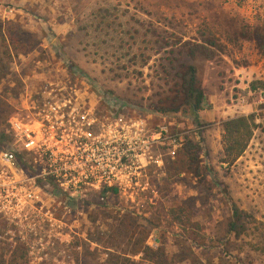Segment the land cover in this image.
Returning <instances> with one entry per match:
<instances>
[{
	"label": "rangeland",
	"instance_id": "374dc122",
	"mask_svg": "<svg viewBox=\"0 0 264 264\" xmlns=\"http://www.w3.org/2000/svg\"><path fill=\"white\" fill-rule=\"evenodd\" d=\"M111 7L123 22L118 29L121 32L131 26L140 34L146 28L159 34L165 30L160 35L172 41L198 38L203 32L224 42V52L234 61H248L253 74L264 76V41L261 47L258 41L240 40V45L227 41L237 32L234 22L238 19L264 25V0H0V20L18 23L38 40L31 58L19 57L26 73L18 95L23 91L34 94L46 82L69 78L78 87L80 80L93 84L104 100L117 98L139 113H151L146 108L149 99L160 91L158 86L165 87L156 63L166 55L167 47L162 41L155 43V34L150 31L144 35L148 43L142 50L135 46L127 49L124 44L118 47L110 32L98 35L91 23L92 11L107 8L110 12ZM169 33L173 36L168 37ZM139 52L149 56L143 65L139 57L132 58ZM197 66L199 77L207 78V97L215 101L206 102L203 94L196 123L187 116H153L154 122L164 120L172 128L189 131L199 143L201 174H172L169 161L160 186L165 198L161 203L140 204L139 211L145 214L140 217L126 214L124 204L112 197L99 206L73 204L72 241L79 248L69 252V264H264L242 239L225 232L231 203L264 220V132L255 130L242 155L231 165L218 161L220 121L253 111L255 121L264 124V99L258 90H248L249 75L238 87L225 84V91L219 92L214 78L206 77L205 65ZM180 202L191 209L187 231L196 222L205 246H196L180 227L166 220L162 207ZM143 246L148 250L133 253L134 248L141 250ZM10 252L0 244V264H7Z\"/></svg>",
	"mask_w": 264,
	"mask_h": 264
},
{
	"label": "built area",
	"instance_id": "2783aa9c",
	"mask_svg": "<svg viewBox=\"0 0 264 264\" xmlns=\"http://www.w3.org/2000/svg\"><path fill=\"white\" fill-rule=\"evenodd\" d=\"M79 84L68 78L23 91L5 119L0 244L25 250L28 264L72 262L73 204L99 194L138 215L140 204L160 199L164 154L189 133Z\"/></svg>",
	"mask_w": 264,
	"mask_h": 264
},
{
	"label": "trees",
	"instance_id": "16d2710c",
	"mask_svg": "<svg viewBox=\"0 0 264 264\" xmlns=\"http://www.w3.org/2000/svg\"><path fill=\"white\" fill-rule=\"evenodd\" d=\"M111 8L110 12L107 8H97L92 11L91 23L98 35L102 33L108 35L110 32V36L114 38L118 47H122L124 44L127 49L135 46L136 50H142L147 42L144 35L150 31L155 34V43L162 41V45L167 47L166 55L159 57L156 63L162 73L161 79L165 87L158 86L160 91L153 94L154 99H149L146 108L159 116H187L195 122L196 111L203 102L202 79L199 77L197 65H205L206 75L208 78L210 76L214 78L216 85L220 88L223 87L222 82L225 77L228 80L231 78L229 76L231 67L227 60L222 57L225 48L224 43L219 38L204 36L203 32H200L198 38L192 37L187 40L175 38L174 41L160 35L166 33L165 30L159 34V32L154 33L146 28L140 34L137 28L131 26L121 32L118 29L123 22L115 13L116 8ZM234 23L236 24L234 29H237V32L231 34L227 41L231 40L230 43L235 45L240 40L258 41V45L262 46L264 41L263 24L243 22L239 19ZM168 27L170 26L168 25ZM139 35L140 39H138ZM208 35H211V32H208ZM172 36L173 33L168 34V37ZM37 44L36 35L24 30L18 23L0 20V147L8 140L5 132V119L13 112L14 101L22 86V77L26 73L21 66L22 62H19V57L32 55ZM137 57H139L140 65L145 64L149 58L148 55L144 56L141 52L132 56L134 60ZM30 61L29 59V63ZM248 89L258 90L264 99V78L249 81ZM256 118L257 114L252 111L246 114L233 115L220 121V157L218 160L220 163L225 166L234 163L246 149L254 131L264 132V124L256 122ZM200 151L199 143L187 134L181 147L164 154L161 168L163 175L157 186L160 199L165 198V192L161 191L160 186L162 185L161 181L165 178L166 164L171 161L170 171L172 174L177 176L190 174L197 177L203 168L200 163ZM160 199L156 200V203L163 201ZM103 202H105V198L99 194L92 196L91 200L83 201V203H92L97 206ZM228 210L225 232L231 234L235 239H242L243 245L249 251L259 255L264 260V220L253 217L234 203L230 204ZM162 212L169 223L182 229L186 239H189L196 246H205L204 237L198 233L199 227L196 222L193 223L191 230L188 229L187 231L186 229L191 223V209L186 203L180 202L166 208L162 207ZM126 214L136 217L129 211ZM143 215L145 214H140V216ZM189 231H192V234ZM96 241L102 243L100 240ZM139 248H134L133 253L148 250L145 246L141 250ZM7 264H26L24 251L19 248L11 250Z\"/></svg>",
	"mask_w": 264,
	"mask_h": 264
},
{
	"label": "crops",
	"instance_id": "0c3cea01",
	"mask_svg": "<svg viewBox=\"0 0 264 264\" xmlns=\"http://www.w3.org/2000/svg\"><path fill=\"white\" fill-rule=\"evenodd\" d=\"M229 42V41H228ZM224 43V42H223ZM230 43V42H229ZM239 45H240V41L238 42ZM225 45V43H224ZM230 45H233L232 43H230ZM222 57L227 60L228 64L230 65L231 67V71L229 73V76L231 77L229 80L228 78H224V81L222 82L223 84V87L220 88L216 85V89L217 91H225L224 88H227L225 87L226 85H228L229 87L233 88V87H238L239 86V83L241 82V80L245 77V76H250L251 78L250 79H258V78H264V76H261L259 73H256V74H253V70H251V63H249L248 61H244V63H237L236 60L234 57L230 56V54H227V53H224L222 54ZM209 69V68H208ZM206 77H208L206 75ZM205 78V77H204ZM206 81H207V78H206ZM205 80H202L201 82V86H202V90H203V94H204V99L205 101H213V100H210L212 99V97H210V99L207 97V94L205 93V83H206ZM226 84V85H225ZM250 90V89H248ZM253 91V90H252ZM208 98V100H207ZM215 101V100H214ZM128 211V210H127ZM141 214V211L138 213V215H134V216H139ZM133 215V214H132Z\"/></svg>",
	"mask_w": 264,
	"mask_h": 264
}]
</instances>
